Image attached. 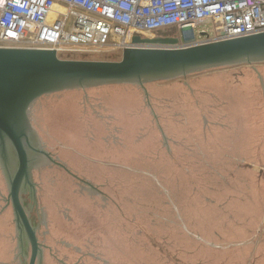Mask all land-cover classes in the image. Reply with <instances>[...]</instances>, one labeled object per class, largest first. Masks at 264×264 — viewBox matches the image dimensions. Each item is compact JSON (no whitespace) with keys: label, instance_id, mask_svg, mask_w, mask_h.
<instances>
[{"label":"rangeland","instance_id":"1","mask_svg":"<svg viewBox=\"0 0 264 264\" xmlns=\"http://www.w3.org/2000/svg\"><path fill=\"white\" fill-rule=\"evenodd\" d=\"M203 29L214 25L197 39ZM153 36L184 41L176 28ZM146 88L68 91L32 108L42 150L64 166L43 159L36 205L24 195L43 264H249L241 233L259 238L264 223V63ZM8 199L0 165V264H29Z\"/></svg>","mask_w":264,"mask_h":264},{"label":"water","instance_id":"2","mask_svg":"<svg viewBox=\"0 0 264 264\" xmlns=\"http://www.w3.org/2000/svg\"><path fill=\"white\" fill-rule=\"evenodd\" d=\"M204 37L205 35L202 34ZM135 45H177L178 38H133ZM264 63V33L184 48L125 49L119 61L64 60L55 51L0 48V165L9 187L21 251L31 248L29 264H43L44 250L24 195L35 205L32 171L47 158L32 125L34 105L44 97L107 85H147L207 70Z\"/></svg>","mask_w":264,"mask_h":264},{"label":"built area","instance_id":"3","mask_svg":"<svg viewBox=\"0 0 264 264\" xmlns=\"http://www.w3.org/2000/svg\"><path fill=\"white\" fill-rule=\"evenodd\" d=\"M207 25H214V32L203 29L197 39L196 31ZM172 28L184 41L133 43L136 36L152 39ZM262 33L264 0H0V48L55 51L61 59L184 48Z\"/></svg>","mask_w":264,"mask_h":264},{"label":"crops","instance_id":"4","mask_svg":"<svg viewBox=\"0 0 264 264\" xmlns=\"http://www.w3.org/2000/svg\"><path fill=\"white\" fill-rule=\"evenodd\" d=\"M260 226L262 227L258 229L260 233L259 238L253 239L251 227H245V230L243 233H241V235L244 237L245 243L241 245V250L243 249L244 252L241 251L240 253L243 252L242 254L251 257L248 259L249 264L251 263V259H253V257L256 255L260 256V264H264V223L262 222ZM254 240H256L255 243Z\"/></svg>","mask_w":264,"mask_h":264},{"label":"bare ground","instance_id":"5","mask_svg":"<svg viewBox=\"0 0 264 264\" xmlns=\"http://www.w3.org/2000/svg\"><path fill=\"white\" fill-rule=\"evenodd\" d=\"M153 40H157V38L151 37Z\"/></svg>","mask_w":264,"mask_h":264},{"label":"flooded vegetation","instance_id":"6","mask_svg":"<svg viewBox=\"0 0 264 264\" xmlns=\"http://www.w3.org/2000/svg\"><path fill=\"white\" fill-rule=\"evenodd\" d=\"M161 38H163V39H168V38H165V37H161Z\"/></svg>","mask_w":264,"mask_h":264}]
</instances>
